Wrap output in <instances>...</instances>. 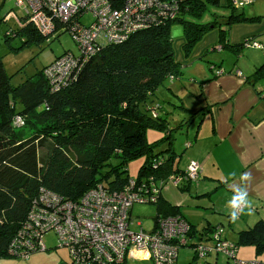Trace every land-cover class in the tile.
<instances>
[{"label":"trees","instance_id":"1","mask_svg":"<svg viewBox=\"0 0 264 264\" xmlns=\"http://www.w3.org/2000/svg\"><path fill=\"white\" fill-rule=\"evenodd\" d=\"M209 5L219 6L220 0L180 1L173 18L163 17L134 32L126 41L105 46L86 63L74 81L58 88L45 76L46 67L24 82L13 84L0 54V261L12 258L9 245L27 221L42 187L65 199L78 200L99 184L117 191L133 182L142 195L148 187L146 196L150 197L154 185L164 183L155 192L156 200L151 201L157 206L155 221L159 216H183L181 206L166 199L163 188L171 176L186 171L180 167L183 153L174 144L177 133L199 115L204 116L208 109L188 113L177 105L189 115L172 127L171 113L161 101L160 89L183 72V64L176 59L171 30L175 25L182 26L183 52L185 57L190 56L211 28V23L195 20L202 19ZM224 6L231 13L221 16L226 29L220 31V44L240 56L249 39L230 42L227 29L252 18L239 11L231 0ZM21 22L17 31L6 32L8 44L15 38L22 40L21 47L48 39L31 23L29 14ZM66 31L69 32L67 29L57 32ZM261 77H264V64L247 79L254 81ZM18 118L21 123L17 122ZM149 131L161 136L150 141ZM115 160L119 162L115 164ZM134 160L140 164L135 175L128 168ZM192 182L179 187L188 191ZM186 237L188 243L179 246L176 264H180V250L187 247L194 250L196 259L222 254L230 260L238 257L239 248L245 245L254 246L261 255L264 220L240 230L237 241L228 237L221 223L198 229L189 222ZM202 240L208 244L228 242L233 255L213 251L201 257L196 246ZM63 249L72 264L68 249ZM126 263L127 260L111 264Z\"/></svg>","mask_w":264,"mask_h":264},{"label":"built area","instance_id":"2","mask_svg":"<svg viewBox=\"0 0 264 264\" xmlns=\"http://www.w3.org/2000/svg\"><path fill=\"white\" fill-rule=\"evenodd\" d=\"M182 0H17L24 7L37 30L51 36L67 29L80 49V55L69 51L46 67L45 76L55 88L74 81L83 67L105 46L126 41L136 31L153 25L163 17L173 18ZM244 8L251 0H231ZM91 16L93 22L85 19ZM261 46L248 41L246 46ZM220 74V71H217ZM21 123V119H17ZM201 164L192 160L183 175H173L168 182L179 187L199 179ZM164 184V183H160ZM159 184V185H160ZM155 186L150 197L137 191L135 183L122 190H111L99 184L80 199H65L40 189L33 201L27 221L9 245L14 258L29 259L34 253L49 250L45 236L53 234L55 246L68 249L72 264H111L129 257L149 258L153 264H176L180 245L188 243L189 222L181 215L159 216L154 228H135L132 208L136 203L156 200ZM147 197V198H146ZM246 207V206H245ZM242 207L238 216L241 215ZM196 251L201 257L223 251L233 255L228 242L199 241ZM235 264H263L259 261H236Z\"/></svg>","mask_w":264,"mask_h":264},{"label":"crops","instance_id":"3","mask_svg":"<svg viewBox=\"0 0 264 264\" xmlns=\"http://www.w3.org/2000/svg\"><path fill=\"white\" fill-rule=\"evenodd\" d=\"M227 2L228 0L225 4ZM225 4L220 0V5L214 6L221 7ZM243 11L252 20L229 26L227 29L229 41L240 43L249 39L262 45L259 47L263 48L264 0H251ZM221 16L215 14L213 20L206 21L212 24L211 28L196 45L191 55L181 62L182 75L168 80L160 89V95L163 96L161 101H164L169 109L167 112L171 113L170 117L174 119V123H171L172 127L179 125L189 115L185 110L188 113H197L208 109L204 116L199 115L196 120L189 123L188 127L183 128L184 134L190 131L196 133L194 136L191 134L195 139L186 143L187 149L183 152L180 161L182 163L188 150H191L188 152L186 164L180 167L186 170L192 160L200 162L202 170L198 182H192L188 191L194 199L204 202L190 200L182 194L171 195L170 192L164 196L173 204L180 205L182 215L198 229L220 223L225 225L224 223L227 222L237 235L240 230L248 229L259 220H264V77L254 81L247 79L264 64V59L258 62L259 60L251 55L254 69L248 71L240 68L238 64L229 69L224 66L223 58L220 59L222 60L220 63L214 62L217 61L215 59L209 60L210 56L206 62L212 63V66L208 67L204 55L210 50L215 51L216 47L224 48L220 44V31L226 29V26L225 19ZM215 20L216 24H213ZM234 26H236L235 30ZM212 31L217 33H210ZM219 52L223 53V51ZM217 71H220V74ZM177 105L183 106L185 110L177 108ZM182 142L185 143V140ZM244 173L250 176L247 181L241 180ZM242 186H246L248 190V205L243 208L239 217L237 215V218H233L229 201L235 191ZM206 198L209 201L205 200ZM184 201L203 207L202 214L190 208L183 211ZM187 248L191 252L182 249L179 252L180 264H231L228 258L227 262H219L218 256L213 258L212 255L196 259L194 250ZM238 256L242 259L264 261V253L258 255L256 250L250 247L240 250ZM131 262L153 264L149 258L129 257L126 264ZM0 264H70V258L65 249L51 243L48 251L34 253L29 259L22 261L3 259Z\"/></svg>","mask_w":264,"mask_h":264},{"label":"rangeland","instance_id":"4","mask_svg":"<svg viewBox=\"0 0 264 264\" xmlns=\"http://www.w3.org/2000/svg\"><path fill=\"white\" fill-rule=\"evenodd\" d=\"M226 0H222V4H225ZM247 8V5L244 6V8H239V11H243L244 9ZM27 11L25 10L24 7L18 6L17 5V0H0V54L3 57V61L5 64L6 71L8 75L11 76L12 83L15 85H18L25 80H27L30 77L35 76L38 74L41 70H43L45 67H47L49 64H51L55 59L58 57L62 56L66 52H73L76 55L80 54V49L74 40L73 36L71 35L70 32H57L51 36L48 37L47 40H44L42 42H30L27 46L21 47L22 40L19 38H15L12 40V44H8L5 41V34L8 30H15L17 31L21 26L22 22L21 19L25 18ZM230 13V8L226 6H221L217 7L214 5H210L206 14L203 16L201 19H195L196 21L200 22H206L208 20H213L215 14L221 16H227ZM86 23L90 24L93 22L92 17L89 15L85 19ZM175 26H180V25H175ZM238 26V25H236ZM234 26V30L235 27ZM218 32V30H217ZM216 31H212L210 33H217ZM233 33V32H232ZM215 35V34H213ZM174 40V52L176 55V59L180 62H183V60H186V57L184 56L183 52V42L184 38L183 35L180 37H177ZM217 42V39L216 41ZM218 44V43H217ZM218 46V45H216ZM262 47V45H261ZM223 53H220L218 50L212 51L210 50L206 55H204V60H212L215 59L217 61L214 62H222L220 60L221 58L224 59V66L231 69L234 68L237 64L240 65V68H245L246 70L250 71L254 69V62L250 58L251 55H253L255 58H257L260 62V60L264 59V44L263 48L257 47L255 45H248L244 48L243 54L239 56V58L231 52L228 48H222ZM208 67L212 66V63L206 62ZM259 64V63H257ZM255 71V70H254ZM253 72V71H252ZM254 73V72H253ZM162 99L163 96H160ZM176 117V116H175ZM171 123H174V119L171 116L170 117ZM199 121L197 122V124ZM185 131H181L177 133L176 139L174 141L175 148L178 150V152H185L186 151V143L195 139L193 136L195 135V131H190L188 134H184ZM193 134V136L191 135ZM161 134L158 132L154 131H149L148 137L150 141H153L157 137H160ZM192 136V137H191ZM185 140V143L181 141ZM165 147V146H164ZM191 150H188V152ZM187 152L185 158L183 159V162L180 163V165H185L186 164V159L189 153ZM42 153V151H41ZM119 160H115L114 163H118ZM200 163V162H199ZM128 168L130 170V173L135 175L137 174V170L140 166L138 160L132 161L130 164H128ZM194 182H198V180H195ZM193 182V183H194ZM168 192L171 193V195L174 194H182L185 195V198H189L190 200H196L199 203H202L204 201L200 199H194L191 195V193L187 190H183L180 187L175 186L171 182H167L164 185L163 188V193L164 195L167 194ZM166 196V195H165ZM218 196V194H217ZM219 197V196H218ZM217 197V198H218ZM188 199V200H189ZM205 200L209 201L208 198ZM205 201V202H207ZM190 206V207H189ZM185 207V208H184ZM184 209L186 211V208L190 210L194 209L198 213L202 214V209L203 207H197L195 204L191 203H185L184 201ZM233 212V208H232ZM158 211H157V206L155 203L149 201V202H144V203H136L133 208H132V218L134 219L135 222V228L138 229L140 228V225H137L138 222L142 224V226L147 229L151 230L155 226V218L157 217ZM233 217V216H232ZM237 218V217H235ZM203 221H206L203 217H200ZM224 228L225 232L229 235V237L233 241H237V235H235L234 231L230 228L229 224L227 222L224 223ZM201 226V225H199ZM45 241L47 244L55 243V240L53 238V234L49 233L48 235L45 236ZM253 248L255 249L254 246H241L239 248L238 252L242 250L243 248ZM190 251L188 248H183L182 251ZM181 251V252H182ZM218 256L219 262L225 261L227 262V256L226 255H216L213 254L211 257L215 258ZM183 258V257H180ZM13 261H22V259L19 258H10ZM236 260H252V259H242L239 256L236 258L231 257L230 258V263L235 264ZM257 261L256 259H254ZM252 262V261H251ZM261 262V261H259ZM129 264H138L137 262H131Z\"/></svg>","mask_w":264,"mask_h":264},{"label":"clouds","instance_id":"5","mask_svg":"<svg viewBox=\"0 0 264 264\" xmlns=\"http://www.w3.org/2000/svg\"><path fill=\"white\" fill-rule=\"evenodd\" d=\"M170 35L173 39L182 36L183 35L182 27L181 26L174 27L171 30ZM248 179H250V176L248 173H244L241 176L242 181H247ZM248 195L249 194H248V190L246 186H242L241 188L235 191L234 195L229 201V205L233 208V212H232L233 218H235L238 215L239 210L242 207H245L248 205Z\"/></svg>","mask_w":264,"mask_h":264},{"label":"bare ground","instance_id":"6","mask_svg":"<svg viewBox=\"0 0 264 264\" xmlns=\"http://www.w3.org/2000/svg\"><path fill=\"white\" fill-rule=\"evenodd\" d=\"M19 6V5H18ZM128 40V39H127ZM249 41H251V42H254V41H252V40H249ZM79 47V46H78ZM258 47V46H257ZM221 47H216V48H214V50H219V51H221ZM80 55V54H79Z\"/></svg>","mask_w":264,"mask_h":264}]
</instances>
